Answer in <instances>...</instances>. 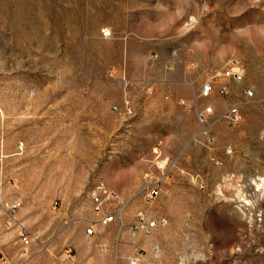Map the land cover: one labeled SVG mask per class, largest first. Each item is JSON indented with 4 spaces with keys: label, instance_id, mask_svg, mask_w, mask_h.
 <instances>
[{
    "label": "rangeland",
    "instance_id": "1",
    "mask_svg": "<svg viewBox=\"0 0 264 264\" xmlns=\"http://www.w3.org/2000/svg\"><path fill=\"white\" fill-rule=\"evenodd\" d=\"M234 60L242 86L203 104L218 117L242 88L254 99L239 126L213 123L210 146L181 103ZM0 107L7 153L26 145L3 193L34 235L62 227L65 201L95 219L102 182L128 201L125 220L167 219L149 234L118 227L150 241L157 264H264V0H0ZM66 108L77 115L63 125ZM148 181L161 188L152 202ZM11 232L0 252L17 249Z\"/></svg>",
    "mask_w": 264,
    "mask_h": 264
},
{
    "label": "built area",
    "instance_id": "2",
    "mask_svg": "<svg viewBox=\"0 0 264 264\" xmlns=\"http://www.w3.org/2000/svg\"><path fill=\"white\" fill-rule=\"evenodd\" d=\"M103 37L109 38L111 32L102 30ZM245 80V67L237 60L232 61L228 66L216 73L211 79L207 80L194 91V96L190 101H183L181 106L188 112L192 113L196 122L200 127L199 134L204 137L206 144L213 146L215 138L212 134L211 127L216 121L222 122L227 128H235L243 121L242 107L250 104L254 99L255 91L245 87L241 89L242 97L232 98L229 107L216 117L215 103L204 105V101L211 100L213 97L229 98L233 97L232 89L235 85H241ZM128 115L132 114V109L125 107ZM119 111V108H115ZM261 137L264 139V127L261 131ZM195 141V138H194ZM5 130L3 122V110L0 107V222L6 231H16L18 237L23 241L24 245H36L39 253L49 249V243L41 241L40 237L27 231L25 225L18 218L23 204L19 200H7L3 193V173L4 161L9 157L5 151ZM26 147L23 142H19L17 150L13 156H22ZM216 164L219 163L212 158ZM161 188L157 182L148 181L141 188L147 202H152L160 195ZM89 199L96 215L101 219V224H117L119 229L126 227L125 210L128 201L124 200L120 194L109 191L102 182L97 183L89 193ZM168 224L167 219L159 217L149 219L147 213L140 211L135 216L132 229L134 231H143L147 234L153 230L164 227ZM95 223H91V227L87 229V234H93ZM29 250H24L25 255ZM67 257L72 260L75 257L74 250L68 248L65 251ZM0 262H6L4 257H0ZM129 264H137L135 260L130 259Z\"/></svg>",
    "mask_w": 264,
    "mask_h": 264
},
{
    "label": "crops",
    "instance_id": "3",
    "mask_svg": "<svg viewBox=\"0 0 264 264\" xmlns=\"http://www.w3.org/2000/svg\"><path fill=\"white\" fill-rule=\"evenodd\" d=\"M72 110V108L64 109L62 112L63 116L57 119V121L61 122L63 125H65L67 121L70 122L71 117L75 114L77 115V113L72 112ZM74 110H76V108ZM36 113H38V111H33V115ZM88 116V107H80V121L87 124ZM31 124L33 127L38 126V129H41L39 121L37 122L32 119ZM48 124L49 125H45L46 128H51L52 121ZM87 126L88 125H85V127ZM20 142L25 144L24 141ZM17 145L12 153H7L5 150L9 157H7L4 161V173L2 179H6L8 176V172L6 170L7 160L16 152ZM26 174L27 171L21 169L16 173V176L23 178ZM2 182L5 184L3 180ZM116 192L118 193V191ZM4 196L6 198L5 191ZM15 200L21 201L20 199ZM69 202L65 201L63 206L64 217L63 224L61 225L62 227L59 230L52 231L48 237L40 238L41 241L49 243V249L47 252L39 253L35 244L29 246L24 245L23 241L18 237L16 231H14L11 233L13 234V242L15 243V247L17 249L13 252H7L8 249H5V253L0 252V257H4L6 259V262H0V264H129L128 259L135 256H139L141 258L142 264H153L152 260L154 261L155 258L158 257L154 254L152 249L153 246L150 241L144 240L140 235L130 233L126 230L119 231L117 224H101V219L96 214L95 219L92 220L71 216L78 211H76L75 207L71 206V203ZM61 211H59L60 214ZM21 214L23 215L20 211L18 216L21 221H23L27 231L31 234H36L29 229L27 221L22 219ZM91 223H95L93 234L88 235L87 229L91 227ZM125 223L127 227H131L133 224L127 220H125ZM4 232L9 233V231H6L3 228L2 222H0L1 244L6 242L4 235H2ZM117 239L118 246L116 248ZM100 246H105L107 249H101ZM67 248H72L74 250L75 258L73 260H69L65 254ZM24 250H29L28 254L25 255ZM157 263V260H155L154 264Z\"/></svg>",
    "mask_w": 264,
    "mask_h": 264
}]
</instances>
